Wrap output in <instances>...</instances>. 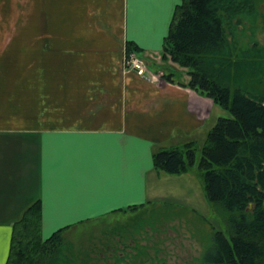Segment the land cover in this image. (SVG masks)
Masks as SVG:
<instances>
[{
  "label": "crops",
  "instance_id": "0c3cea01",
  "mask_svg": "<svg viewBox=\"0 0 264 264\" xmlns=\"http://www.w3.org/2000/svg\"><path fill=\"white\" fill-rule=\"evenodd\" d=\"M180 2L0 0V264L13 224L37 199L43 239L103 220L101 230L127 246L128 230L143 229L123 223L128 211L195 180L192 171L156 169L153 154L196 141L220 107L181 84L186 68L170 60L180 77L172 82L124 67L127 41L161 66ZM39 85L42 105L35 96L31 104ZM37 117L39 125L30 126ZM184 192L191 196L190 188ZM140 240H131L130 252L147 245Z\"/></svg>",
  "mask_w": 264,
  "mask_h": 264
},
{
  "label": "trees",
  "instance_id": "16d2710c",
  "mask_svg": "<svg viewBox=\"0 0 264 264\" xmlns=\"http://www.w3.org/2000/svg\"><path fill=\"white\" fill-rule=\"evenodd\" d=\"M262 1L181 0L162 47L163 62L186 68L181 84L229 112L216 118L200 147L189 141L153 154L154 167L166 173L199 172L210 208L227 225V235L213 230L201 264H264V46L254 36ZM132 52L145 59L127 41L125 54ZM40 227L37 199L13 224L4 264H74L64 229L43 239Z\"/></svg>",
  "mask_w": 264,
  "mask_h": 264
},
{
  "label": "rangeland",
  "instance_id": "374dc122",
  "mask_svg": "<svg viewBox=\"0 0 264 264\" xmlns=\"http://www.w3.org/2000/svg\"><path fill=\"white\" fill-rule=\"evenodd\" d=\"M259 7L262 17L257 21L258 25L254 31V36L264 46L263 1ZM161 63L159 69L156 64L157 70L152 71L155 72L154 75L159 73L162 76L163 72L167 71L172 72L175 78H180L177 75V70L167 67V61L163 62L161 60ZM33 90L31 89V94L28 93L31 104L39 102V105H42V85L37 86L35 92ZM46 91L47 87L43 86V94ZM34 96L38 99L37 102H35ZM219 109L216 110L215 108L212 111L211 118L206 121L205 135L203 129L197 135L198 137L194 141L196 147L202 145L206 133L216 120ZM223 111V116H229V112ZM33 120L34 122L29 125L38 126L39 118ZM178 148L181 149L183 146L180 145ZM192 173L195 180H186L187 182L183 185L184 190H182L183 186L176 188L175 193L169 198L162 199L157 204H151L139 211H128L127 215L123 216L126 218L123 222L125 225L127 222L133 227H143L142 230L137 232L138 234L128 230V237L124 240L127 246L125 244L120 246L119 243H116L107 228L101 230L103 220L98 221L97 224L85 225L86 223H82L75 225L72 229H64L62 236L69 245L68 256L72 257L74 264H201L204 262L210 256L208 252L211 247L213 230H220L225 235L228 234V231L222 218L210 208L199 172L196 173L192 170ZM175 184L169 183L170 187ZM189 188L191 196L188 198L184 191ZM144 223L149 224V226ZM111 225H115V221ZM135 238L141 239L140 242L145 239L147 245L139 246L138 253L135 252L134 254V252H130L133 247L128 246L132 244L131 240ZM122 246H125V250H127H122ZM119 252L124 255L121 254V257H119Z\"/></svg>",
  "mask_w": 264,
  "mask_h": 264
},
{
  "label": "built area",
  "instance_id": "2783aa9c",
  "mask_svg": "<svg viewBox=\"0 0 264 264\" xmlns=\"http://www.w3.org/2000/svg\"><path fill=\"white\" fill-rule=\"evenodd\" d=\"M124 64L126 68L135 70L138 74L143 75L148 72V69L143 60L136 57L133 54H130L124 59ZM153 77V76H152Z\"/></svg>",
  "mask_w": 264,
  "mask_h": 264
},
{
  "label": "flooded vegetation",
  "instance_id": "af4514ba",
  "mask_svg": "<svg viewBox=\"0 0 264 264\" xmlns=\"http://www.w3.org/2000/svg\"><path fill=\"white\" fill-rule=\"evenodd\" d=\"M263 3H264V0H263Z\"/></svg>",
  "mask_w": 264,
  "mask_h": 264
},
{
  "label": "water",
  "instance_id": "95a60500",
  "mask_svg": "<svg viewBox=\"0 0 264 264\" xmlns=\"http://www.w3.org/2000/svg\"><path fill=\"white\" fill-rule=\"evenodd\" d=\"M251 206V205H250Z\"/></svg>",
  "mask_w": 264,
  "mask_h": 264
}]
</instances>
